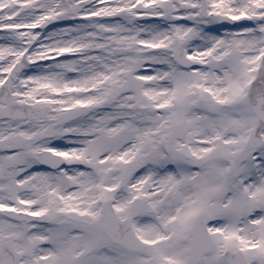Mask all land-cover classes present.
<instances>
[{
  "label": "snow or ice",
  "instance_id": "6c2138e0",
  "mask_svg": "<svg viewBox=\"0 0 264 264\" xmlns=\"http://www.w3.org/2000/svg\"><path fill=\"white\" fill-rule=\"evenodd\" d=\"M0 264H264V0H0Z\"/></svg>",
  "mask_w": 264,
  "mask_h": 264
}]
</instances>
